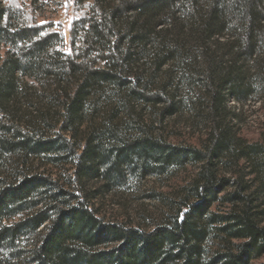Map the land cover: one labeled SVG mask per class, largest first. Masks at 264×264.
I'll return each mask as SVG.
<instances>
[{
	"label": "trees",
	"instance_id": "16d2710c",
	"mask_svg": "<svg viewBox=\"0 0 264 264\" xmlns=\"http://www.w3.org/2000/svg\"><path fill=\"white\" fill-rule=\"evenodd\" d=\"M72 1L67 46L0 0V264H264V132L226 107L264 92V0ZM186 113L199 131L155 127ZM43 158L72 166L67 184ZM133 164L192 169L149 226L66 188Z\"/></svg>",
	"mask_w": 264,
	"mask_h": 264
},
{
	"label": "rangeland",
	"instance_id": "374dc122",
	"mask_svg": "<svg viewBox=\"0 0 264 264\" xmlns=\"http://www.w3.org/2000/svg\"><path fill=\"white\" fill-rule=\"evenodd\" d=\"M59 2L60 0H8V3L22 7V10L27 13L28 19L37 23H54L55 29L63 33L66 44L69 46V33L77 13L74 10L72 0L61 6L58 4ZM111 101L114 102V100ZM110 106L108 100L96 102L93 119L106 115V112L111 108ZM137 107L134 105V108ZM226 107L230 111V115L235 117V121L247 138L252 140L260 138L264 132V92L251 94L248 101L244 103H238L229 98ZM182 115L183 117H179V115L174 119H166L163 124L157 123L155 127H159L163 134L166 128L168 132L171 130H188L191 129L190 127L195 132L200 130L202 125L198 121L193 123L189 120L187 113ZM144 116L147 119L145 110H143ZM188 126L189 128H187ZM47 162L48 159L43 158L34 161L33 165L47 175L51 173L58 175L60 182L67 184L73 173L72 166L63 163L52 166ZM191 170L189 166L180 169L166 168L163 171L153 166L151 170H145L142 165L133 164L124 170L125 174L119 180L113 179V177L110 180L99 178L89 180L84 187L80 186L78 189L69 185H66V188L72 193L79 192L80 195L83 194V197L87 195L91 198L94 208L107 221H121L134 226L146 227L156 223L163 215L167 198L174 199L176 186L187 177ZM77 195L79 194L77 193ZM32 211L27 210L13 218L12 221L21 220L28 214L30 215ZM41 229L45 230V225ZM19 239L24 246L28 247L34 244L36 235L30 236L24 233ZM261 262H264V257L258 261V263Z\"/></svg>",
	"mask_w": 264,
	"mask_h": 264
}]
</instances>
